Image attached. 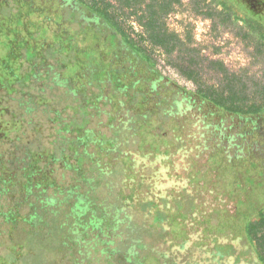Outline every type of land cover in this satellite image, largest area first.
Returning <instances> with one entry per match:
<instances>
[{"label": "rangeland", "instance_id": "rangeland-1", "mask_svg": "<svg viewBox=\"0 0 264 264\" xmlns=\"http://www.w3.org/2000/svg\"><path fill=\"white\" fill-rule=\"evenodd\" d=\"M108 1L114 4V13L119 14L117 21L136 42L139 36L146 37L138 20L145 5L150 4L152 10L162 17L159 24H162L166 35L173 38L171 51L166 53L163 48L153 46L147 40L139 42V46L151 60L155 74L169 84L190 94L196 92L198 85L203 90L216 92H221L227 86L229 90H225L226 95L235 92L250 101L263 102L264 39L258 31L251 30L239 15L234 18L232 11L223 9L220 0H176L167 14L157 0H130L137 15L131 14V9L122 7L116 0ZM84 2L90 6V0ZM59 8L64 15L60 16L55 9L52 10L53 22L47 26L50 32L42 39L32 29L33 14L24 16L22 11L17 12L8 22L11 24L8 30L4 29L3 20L0 19V79L17 82L15 85L21 89L24 86L20 80L25 81L27 76L29 84H25L29 89L30 82L36 81L35 76H41V80L48 82V78L61 75L65 83L63 85V81H60L61 85L57 87L66 99L58 102L64 104L57 107L63 115H59L52 125H57L61 120L64 125L53 126L52 133L62 138L57 140L64 143L61 157L66 164L74 166L73 172L66 171V183L72 181V173L76 188L62 192L66 202L63 199L58 205L60 208L55 211L44 213L37 209L39 216L29 222L16 218L12 231L15 243L11 246V252L7 250L11 244L1 239L6 234L1 222L0 264H118L117 258L121 255L119 259L123 260L124 256H128L129 249L134 254H130L128 262L121 261L120 264H140V260L141 264H259L256 256L258 261L264 262V246L247 237L248 249L246 242L235 238L240 230L238 225L242 231L245 229L248 215L254 209L256 211V203L264 198V176L260 168L250 167L245 161L240 164L234 162L236 169L239 167L235 172L239 180L224 188L226 185L219 180L220 176L226 180H231V177L227 176V168H222L220 172L214 169L218 167L212 164L217 160L212 159L214 155L209 159L212 164L209 170L208 162L194 158L197 146L188 142L187 134L179 132L172 119L165 123L166 129H174L173 135L169 136L167 130L162 129L158 121L171 114L154 105L158 94L148 90L141 81H135L140 71L132 68L120 53L119 49H125L122 44L119 43L118 49L111 40L108 42L104 39L99 43L98 39L89 47L79 36L70 42L64 34L71 19L66 11L71 9L80 14L79 22L83 26L96 24V19L72 1L64 0ZM61 44H67V47L60 49ZM17 45L32 48L35 57L30 63L22 64L24 50ZM57 49L54 54L52 51ZM6 61H17L18 64H5ZM91 67H94L92 73ZM186 69L193 70L192 77L198 85L181 74L180 70ZM102 79H107L109 83L100 84ZM58 103L56 106H59ZM141 114L147 115L142 121L139 119ZM154 114L160 119L156 121ZM185 114L192 116L195 113L191 110ZM247 124L255 126L256 133H262L258 138L264 137L263 118ZM122 125L124 128L117 132L115 128ZM201 125L196 124L202 128ZM126 127L128 129L125 131ZM154 130L163 131V134L158 137L156 133L159 131L154 133ZM130 132L140 140L134 145L148 143L152 151L155 147L160 148L156 158L151 155L137 161L136 169H142L145 174L143 182L134 177L138 171L135 169L136 173L133 174L130 158L125 153L131 143L129 137H124ZM180 138L181 141L177 142ZM259 142L257 138L253 140L251 145L254 148L251 151L259 149L258 156L261 158L264 151L258 146ZM168 143H174L170 149H167ZM56 147L54 144L51 149L56 150ZM83 148L89 150L88 155L83 151L75 155ZM166 149L171 154L163 156ZM154 160L155 165L141 168ZM125 165H128L130 173L123 172ZM157 166H160V170ZM105 167L111 170L107 177L99 175V171ZM164 168L169 169L167 177H173L178 182L182 179L186 186L191 187L187 189L168 183L162 171ZM190 177L191 185L186 181ZM231 187L234 189L230 190ZM198 190L202 193H198ZM224 191L236 199L249 196L257 200L243 206L246 215L236 220V229L221 235L226 228L222 223H230L226 214H230L231 200H234L229 196L222 197ZM72 193L76 195L82 210L78 211V208L70 205ZM43 194L53 195L49 190ZM50 205L54 206L53 202ZM71 211L79 215L73 217L69 214ZM195 216H205V225L220 219V232L215 227L210 228L207 234L203 230L202 237L197 236L198 229L190 224L198 227L203 223ZM96 217L102 220L96 221ZM257 219L256 216L252 217V220ZM166 225L169 230L164 228ZM101 231L104 234L99 236ZM210 241H217L219 245L213 242L210 247ZM231 253L234 257L238 255V261H227Z\"/></svg>", "mask_w": 264, "mask_h": 264}, {"label": "trees", "instance_id": "trees-1", "mask_svg": "<svg viewBox=\"0 0 264 264\" xmlns=\"http://www.w3.org/2000/svg\"><path fill=\"white\" fill-rule=\"evenodd\" d=\"M67 1L74 2L84 12H87L90 15L94 16L97 23L96 27L90 24L87 26H83L76 21V16L78 15L77 12H73L71 14L68 13L67 15L70 16L71 19L67 24L69 25L68 30L64 34L66 36V39H68L70 42L75 41V38L77 36L83 37L82 39L86 41V44L89 47L93 45L94 41L97 42L98 39L99 43L102 42V40L104 41V39H107L108 42L109 40H111V43L113 45H117V47L121 42L127 48L122 51L119 49L120 46L118 47L120 53L124 57L134 58L137 61H141L144 63L142 64L143 67L150 70H153L152 62L145 54L143 48L139 46V42L147 40L151 45L163 48L166 53H169L172 49L173 38L166 35L162 24H159L160 18L162 17L158 16L157 12L152 10V6L150 4L145 5V9H142L140 11L141 14L138 16L140 26L142 27L146 37L142 38L139 36L137 39L138 41L136 42L133 38L131 39L129 37L130 34L128 35V32L123 29L120 22L117 21L119 14L114 13L116 11V8L112 1L90 0V6H87L85 4V0ZM116 1L122 7L131 9V14L137 15V10L135 6H132L133 4L130 0ZM173 1L175 2L176 0H157L158 3L163 5L165 14H167L171 10ZM49 2L53 3L51 5V8L47 5ZM62 2H64V0H0V19L3 20L4 29L8 30L11 27V24H9L8 22L16 16L17 12L20 13V11H22V13H24V16L33 14L34 21L31 22L32 29H35V31L39 33V36L41 37L40 39H42L45 38V36L50 32V30L48 29L49 27L47 28V26L50 25L51 21L53 22V8L57 7L55 9L56 12L60 16H62L59 13L60 10L58 9L59 4ZM220 5L223 7V9L232 11L235 14L234 18H237V15H241L240 19L245 22L251 30L258 31L264 39V0H220ZM60 16L58 17L60 18ZM103 25L113 31L114 34L106 35L105 38H103L102 35L96 31L97 28H102ZM89 40L92 42H90ZM21 45L17 46L20 47V50H24L22 64L24 62L30 63L32 57H35L34 51L31 47L26 48L25 45ZM64 45L61 44L60 49L67 47V44ZM70 45L72 46V44H69V46ZM57 51L58 49L52 52L56 54ZM5 64L18 63L17 61L11 63L8 61ZM91 69L92 71H90V73L93 72L94 67H91ZM21 72L23 73L22 68ZM180 72L186 79L190 80L195 85H198L197 81L192 77L193 70L190 71V69H186L185 71L180 70ZM60 77L61 75H56L55 77L52 76L51 78H48V82H44L43 80H41V76H35L34 79L36 81L30 82L29 89L25 84H29L27 82V76L25 81L23 79L20 80V83L24 86L21 89L20 87L17 88V85H15V83L17 82L12 83L11 81H1L0 79V117L2 118V121H0V223L2 222L1 226L3 225V232L4 228L6 231V234L3 235V237L1 236V239L11 244L7 249L9 252H11L12 244L15 243V235H12V231L14 232L13 222L16 221V218H22L25 222H29L39 216L37 214V209H40L44 213H51L52 210L55 211V209L60 208L58 207V205L63 201V199L64 201L66 200L65 198H63V195H61L62 192L68 191V189H72L73 191V189L76 188L75 178L74 175L72 177V173V181L68 180V182L66 183V179L68 176L66 171L73 172L74 166L71 164H66V161L62 159L61 156L64 152V143L57 142L58 138H62L60 136L56 137L57 135H55V133H52L54 128L53 126L58 127L59 125H64L63 123H61L62 120L59 121L57 125L56 123L55 125H52V122H55L54 120H57V117L59 118V115H63V112L57 110L59 109L57 107H61V105L64 104H59L58 102H61V100L64 102V100L66 99V97L64 96L65 94H62L59 91L60 88L57 87L58 85H61L59 84V82L63 81ZM139 77L140 76L138 75L135 81H141L145 85L150 81V85L152 84V86H154V89L158 88V85H161V80H163L162 78H159L157 76L156 78H154L155 80H153L152 78L143 76V74H141L140 78ZM30 80H32V77H30ZM105 82L109 83L107 79H102V81H100V83ZM62 83L64 85L65 82L63 81ZM152 86L149 87L148 85V90H154L151 89ZM175 87L176 88L174 90L179 92L178 95L181 94L182 96H184V98L180 101L174 100V103L176 104H173V113H171L172 111L169 110L171 105L164 104V100H162L161 98L158 99V101H156L154 104L156 108H164L168 111L169 114H171V116L167 117L166 119H161L158 121L161 124L160 126L162 127V129H166L165 122L170 118L174 121V125L176 126V128L181 130V127L186 123L185 121H188L189 119V117H187V114H185L186 111L190 112L192 110L193 114L198 112V115L201 116H211V118L209 117L206 122H204V125L209 128L208 131L211 133V136L213 138H211V136L204 139H202L201 136L195 138L193 132L187 133L186 138L188 139V142H190L194 146H197L198 149L202 146L200 151L205 149L207 153L212 152L214 156H218L215 155L216 152H221L220 156L225 157L226 161L231 156H233L232 158H236H234L232 161H229V163L224 162L221 164H216L218 165V167L214 168L215 170L218 169L219 172L222 170V168H227V176L231 177V180H226V178L223 179L222 176H220L219 179L223 184L226 185L224 188H227L230 184H232V182L234 184V181L236 182L239 180L237 179V175L235 174V172L239 168L238 167L236 169V166H234V162L236 161H238L239 164L241 161H245V163H248L250 167H254L255 169L260 168L259 170L261 172V175L264 176V157L260 158L258 156V154L260 153L259 149L255 151L256 153H253L251 152V149L247 147V145L244 147L240 146L242 145V143L239 142V134L237 132H232L233 126H231L230 123V121L234 118L246 119L249 122L254 121L258 118L264 119V89L262 91L263 102L259 103L256 101H250L251 99L247 97L239 96V94L235 92H229L228 95L224 94L225 90L228 89L227 86H224V89H222L221 92H216L215 90L210 89L203 90L198 85L197 90L194 94H190L177 86ZM45 93L50 95H46ZM175 96H177V93L174 92L172 94V98H175ZM190 98H192V100H190ZM56 102L59 104V106H56ZM63 109H65V107ZM144 114L139 115L140 121H142L144 117H147V115ZM182 114L184 116V121H177V119H182ZM154 116H156V121L157 119H160L157 117V114H154ZM175 116H177L178 118H176ZM217 116H219L218 118H220L221 116H223L224 118L217 119ZM5 118H7V120H4ZM121 128L123 129L124 125L115 129H118V132ZM127 129L128 127L125 128V131ZM234 129L236 130L235 127ZM166 130L168 132V135L170 134L169 136L173 135V128ZM157 131L159 130H154V133H156ZM156 134L159 137L163 134V131H159ZM132 135L130 132L124 137H129L131 143L130 146L126 149L125 153H127L128 158H130V168H133L132 172L134 171L133 174L135 175V169L138 165L137 161L140 162L143 158L151 155L156 158L157 151H159L160 148L155 147V150L152 151V149L150 148L151 146H149L148 143L145 145V143L142 144L141 142L142 145H134L140 140L137 139L136 136ZM257 139L261 141L259 142L258 146L261 147L264 151V137H257ZM223 140H226V145L223 144ZM171 141L174 140L171 139ZM180 141L181 138L180 140H177V142ZM184 141H186V139H184ZM174 143L171 144L173 145ZM54 144H56L57 146L56 150L51 149V146ZM168 144L169 146L167 149H170L172 145L170 143ZM231 147H236V149L235 151H231L230 155L229 148ZM167 149L164 152L163 156L171 154V152ZM82 151L83 153L88 155L89 150H86L84 148L81 149L80 152H76L75 155H80ZM145 151H148L147 154L145 153ZM155 163V160L145 163L143 164V166H141V168L145 167L146 165H155ZM183 166L185 167V169H188L186 168L185 164ZM207 166L208 169L211 170L212 164H207ZM157 168H159L160 170V166H157ZM136 170L138 171V175L134 177L138 181L143 182L145 180V174L142 173V169ZM125 171H127L128 173L131 172L128 165L124 166L123 172ZM162 171L164 174V178L168 180V183L182 185L187 189L191 187L186 186L185 183L182 182V179L181 182H178L174 180L173 177H167V175L169 174V169L164 168ZM110 172L111 170H108V167H105L104 169H101L99 171V175L102 174L104 175V177H107ZM122 180L128 182V180L126 179ZM122 180L120 182H123ZM186 181H188L191 185L192 177L186 178ZM238 184L241 183L239 182ZM233 189L234 187H231L230 190ZM45 190L51 191L53 195L46 196V194H43ZM197 192L200 194L202 193V191L199 192V190ZM60 195L61 197H59ZM227 196H229L230 198L232 197L231 199L234 200H231L232 204L230 203V214H226L227 219L230 221V223H222V225H225L226 228L221 232V235L231 233V229H236L235 226L238 225V223H236V220L239 219L241 215H246L244 214L243 206L257 200L249 196L236 199L235 196H230L225 191L222 192V197ZM218 201H220V199H218ZM49 202H53L54 206L50 205ZM70 203V205H72V208L76 207L78 208V211L80 209L82 210V206L78 204L76 195L73 193L71 195ZM225 212L226 210H224V213ZM69 214H71L73 217L79 215L78 212L75 214L74 211L73 213L71 211ZM254 216H256L258 219L252 220V217ZM195 217L199 220L201 219L200 221H202L203 223L198 227H193V225L190 224L192 228L198 229V231L196 232L197 236L199 235L202 237L203 230H205V234H207L210 228L215 227H218L217 230H219L220 232V229L222 227L219 226L221 224L220 219L217 222L213 220V223H207L209 225L207 226V224L205 225V220L203 221V218H206L205 216ZM248 218L249 219L245 220L246 225L244 226L245 229L243 231L239 226L240 224L238 225V229L240 230H238V235L235 236V238H239L240 241L246 242L248 249L249 247L247 243V237L250 240H254L256 243H260V246H264V198L258 200V202L256 203V211L254 209L253 212L248 215ZM100 220L102 219L96 217V221ZM222 221L225 222L223 219ZM93 223L94 220L91 221V224ZM6 224L8 225L6 226ZM168 227L169 226L166 225V227L164 228H166V230H169ZM0 231L2 232V230ZM102 234H104V231L99 232L98 235L101 236ZM190 238L195 239V237L192 238L191 236ZM213 242L219 245L217 241H210L208 245L212 247ZM189 244L190 241L187 245ZM229 246L230 245H226V247ZM128 251V256L123 257L124 261L119 259V257H121V255L119 254L120 256L117 258V260H119L118 264H120L121 261L123 263H126L127 260L128 262V257L130 256V254H134V251L132 249H129ZM233 253H231L232 256L227 259L228 262L234 259L238 261V255L234 257ZM263 256L262 258L264 260ZM256 261L259 264H264V262L258 261L257 256ZM138 263L141 264L142 260H140V262Z\"/></svg>", "mask_w": 264, "mask_h": 264}, {"label": "flooded vegetation", "instance_id": "flooded-vegetation-1", "mask_svg": "<svg viewBox=\"0 0 264 264\" xmlns=\"http://www.w3.org/2000/svg\"><path fill=\"white\" fill-rule=\"evenodd\" d=\"M53 3H51V2H49L47 5H48V7H52L51 5H52ZM60 5H62V3H60L59 4V6ZM59 6H58V9L60 10L59 11V13L61 14V15H64V13L62 12V10L59 8ZM57 7H55V8H53V9H56ZM71 8V7H70ZM66 13L68 14H71V13H73V11H71V9H69L68 11H66ZM75 13V12H74ZM240 17H241V15H239ZM76 21H77V23H80L79 22V14L76 16ZM81 24V23H80ZM97 24V23H96ZM96 24L95 23H91L90 25H93V26H95L96 27ZM96 31L98 32V33H100L101 35H102V37L103 38H105V36L106 35H111V34H114L113 33V31H111L109 28H107L106 26H104L103 25V27L102 28H97L96 29ZM99 38V37H98ZM95 42V41H94ZM121 43V42H120ZM121 44H123V43H121ZM96 46V45H95ZM123 47L125 48V49H127L126 47H125V45L123 44ZM127 60H128V63L129 64H131V66H132V68H136V69H138L139 71H140V74H139V76L141 77V74H143V76H146V77H148V78H152L153 80H155L154 78H156V76L157 77H159V78H161L158 74H155V72L153 71V70H150V69H147V68H144L143 67V65L142 64H144L143 62H141V61H137V60H135L134 58H127ZM130 62H132V63H130ZM127 63V62H126ZM149 64V63H148ZM153 74L154 75H156L155 77L153 76ZM139 77V78H140ZM163 79V78H162ZM144 80V79H143ZM106 83V82H105ZM161 85L159 84L158 85V88H153L154 86H152V84L150 85V81L146 84L147 86L149 85V87L150 86H152L151 87V89H154V90H151L152 91V93H154V94H158V97L156 98V100L154 101V104H155V102L156 101H158V99H162V100H164V104H169V105H171V107L172 108H174V105L173 104H176V103H174L175 101L174 100H177V101H180V100H182L183 98H184V96H182L181 94H179L178 95V91H175L174 89L176 88L174 85H172V84H169V82L167 81V80H165V79H163V80H161ZM101 84V83H100ZM177 93V96H175V98H172V94L173 93ZM159 95H160V98H159ZM163 98H165V99H163ZM173 100V101H172ZM190 100H192V98H190ZM199 113L197 112V113H195L194 115H192V116H189V115H187V117H189V119H188V121L186 120L185 122V124L181 127V130H180V132H183V133H191V132H193V133H197L196 135H195V138L196 137H202V139H204V138H206V137H210L211 136V133L208 131L209 130V128L207 127V126H205L204 125V122H206V120L210 117L211 118V116H201V115H198ZM198 115V116H197ZM219 116H217V119H221V118H224L223 116H221L220 118H218ZM203 118H205V121H203ZM184 117H182V119L180 120V119H177V121L179 120V122L181 121V122H183L184 120ZM168 120V119H167ZM166 120V122H168ZM169 120H170V118H169ZM249 121L248 120H246V119H242V118H234V119H232L231 121H230V123H231V126H233L232 127V132H237L238 134H239V136H238V138L240 137V140H239V142L240 143H242V145H240V146H242V147H244V146H246L247 145V147L248 148H254V145H251L252 143H253V140H255L256 138H257V136L259 135L258 133H256L257 131H256V127L255 126H251L250 124H247ZM202 124L201 126H202V128L199 126V127H197L196 126V124ZM226 123V122H225ZM249 123H251V121L249 122ZM188 125V126H187ZM194 125L196 126L195 128H194ZM234 127L236 128V130L234 129ZM197 128V129H196ZM203 129H205V131H203ZM211 138H213L212 136H211ZM216 138H218V137H216ZM201 139V140H202ZM208 143H209V141H208ZM223 144H225L226 145V140H223ZM250 146V147H249ZM202 148V146L201 147H199V149L198 148H196L195 147V149L194 150H196L195 151V157L194 158H199V159H201V161L204 163H206V162H208L209 164L211 163V161L209 162V159L212 157V155H213V153L211 152H209V153H207L206 151H205V149L204 150H202V151H200V149ZM235 149H236V147H231V148H229V150H230V155H231V151H235ZM252 152V151H251ZM253 153H255V152H253ZM206 155V156H205ZM215 155H218V156H213L212 157V159L213 158H216L217 160H216V163H212V164H214V165H216V164H221V163H224V162H227V163H229V161H232L234 158H232L233 156H231L230 158H228L227 159V161H226V158L225 157H222V156H220L221 155V152H216L215 153ZM211 159V160H212ZM236 159V158H235Z\"/></svg>", "mask_w": 264, "mask_h": 264}]
</instances>
